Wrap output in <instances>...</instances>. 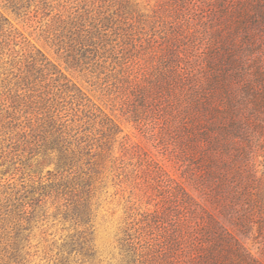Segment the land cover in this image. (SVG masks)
Returning a JSON list of instances; mask_svg holds the SVG:
<instances>
[{
    "label": "rangeland",
    "instance_id": "obj_1",
    "mask_svg": "<svg viewBox=\"0 0 264 264\" xmlns=\"http://www.w3.org/2000/svg\"><path fill=\"white\" fill-rule=\"evenodd\" d=\"M167 1L129 0L132 11L125 14L122 0H0V261L11 259L7 244L17 232L24 237L23 264H165L167 256H156L152 251L160 248L145 241L153 242L150 236L159 237L161 225H167L163 215L153 221L156 212L176 210L173 180L196 204L182 206L181 212L189 208L195 235L174 253L176 263L206 264L207 258L237 264L236 253L209 258L223 228L239 244V254L264 264V28L239 29L231 36V16L217 21L220 39L231 38L241 63L229 82L234 110L194 120L175 98L169 105L161 97L139 96L140 85L163 66L161 36L173 29L162 17ZM170 14V20L176 16ZM86 35L92 43H79ZM205 35L203 51L218 42ZM41 56L95 107L86 112L67 97L57 99L71 134L92 144L89 154L65 171L49 148L50 131L39 140L32 129L36 112L30 102L37 89L51 92H43L45 100L60 93L29 64ZM225 101L218 103L224 111ZM103 114L114 119L119 132L106 135ZM80 168L72 194L61 193L62 186L56 190ZM40 186L45 193L39 196ZM74 193L86 205L85 221L62 206ZM31 198L40 201L32 213L20 214L28 221L18 222L15 213L22 212L14 205ZM141 234L146 239L140 246ZM125 240L135 248L128 250ZM150 254L155 256L149 259Z\"/></svg>",
    "mask_w": 264,
    "mask_h": 264
},
{
    "label": "trees",
    "instance_id": "obj_2",
    "mask_svg": "<svg viewBox=\"0 0 264 264\" xmlns=\"http://www.w3.org/2000/svg\"><path fill=\"white\" fill-rule=\"evenodd\" d=\"M122 2L124 4L121 5L122 13L130 14L132 7L129 0H122ZM167 2V6L163 9V13L165 10L166 12L162 17L170 23L169 26L170 28L173 27V29L169 32H164L161 36L164 40L163 49L165 50L162 53L163 66L158 70L157 74L150 75L151 78L148 82L140 85L139 96L144 99L161 97L163 100L168 101L169 105L173 102L171 99L175 98L176 103H179L182 107L181 111L185 112L194 120L200 114L218 117L224 115L225 112L228 114L231 113L234 110V100L229 92V82L232 78L239 75L241 63L235 55L236 53L233 47L236 46L233 42H229L231 38L220 39V25L217 24V21L226 16H231L233 19L231 36H233V33L238 32L239 29L244 30L245 33H249L252 29L264 28V0H169ZM170 11L176 13V16L172 18L173 20H170ZM159 16L157 14L153 22L158 20L157 18ZM208 18L209 20H207ZM194 21L196 25L191 27V23ZM205 34L209 35L206 38H210L211 41L215 39L218 42L216 44L212 41V44L203 51L201 47L203 42L204 44L206 42V40L204 41ZM191 35H194V37H190ZM178 42H182L185 48H183L184 50L178 45ZM79 43H83L84 45L91 44V36H84ZM33 49L35 48L32 47ZM187 49H189V52ZM37 52L39 54V51ZM29 64L35 66L43 74L44 79L47 78L52 82L50 85L52 88L57 87L60 90V93H53L52 96H48L45 100L42 96L43 92H47V94L51 92L41 91L40 88L37 89L39 94L35 95V99L30 102L33 104L34 111L36 112L32 129L40 137L39 140H44L46 133L50 131L49 134L52 136V141L50 142L49 148L57 152V167L62 168L63 171L71 169L72 166L77 165L82 161L84 156L89 154L92 149V144L88 140L78 137L76 133L71 134V129L68 128L66 122L67 119L64 118L66 115L61 112L63 108L57 107L60 103L57 99L64 98L65 101L67 97L70 99V102L83 105L86 112H90L95 107L93 103L91 104L89 98L81 92L80 88L72 83L53 63L47 61L45 57H33ZM152 68L154 70L156 67L153 66ZM48 89L50 90L51 88ZM223 99L226 100L227 109L225 111L221 110L218 104ZM102 120H105V124L107 125L106 135L120 131L118 124L111 117L103 114ZM157 170L161 174L162 169L159 167ZM73 173L72 178L57 183L56 190H58L59 186H62L61 193L68 191L72 194L70 190L74 188L72 185L73 180L74 178H80L83 171L80 168L78 172L73 171ZM168 180L171 181V179ZM172 182H174L173 188L175 190L173 192L174 201L178 202L176 204V210L164 211L161 212L162 214L156 212L153 221H160L161 217L166 216L165 223L167 225H161L163 233L158 234L159 237L150 236L153 242L145 241L147 246H153L155 244L160 248L152 251L154 253L158 252L156 256H162L163 254L167 256L165 264H178L176 263L174 253L179 254L185 250L186 244L195 235L192 215L190 216L188 213L189 208H185V211L182 212L181 210L184 204H189L190 206H196V204L183 186L173 180ZM44 188L42 186L37 187L38 190H42L39 192V196L45 193ZM74 197L76 198L72 201L71 198H65L66 201L63 202L62 206L68 211L71 209L76 210V216L81 221H85L87 209L85 207L86 205L83 204V198L75 193ZM39 201V198H31L30 201L15 204L13 209H18L22 212L15 213L18 216L17 221H28L30 218L28 215L22 217L20 214L32 213L33 205ZM28 206L32 207L31 211L27 209ZM18 237L19 235L16 232L12 243L7 244L12 249L9 256L11 259L7 261H2L1 259L0 264H23L20 259V251L22 248L19 243L24 237ZM231 237L230 234L225 232V229L223 233L222 228V234H218V237L215 239L216 244L209 249V258L216 261L219 258L218 256L222 255L229 259L231 258V254L236 253L235 255L239 257L238 259L240 261L237 264H253V262H256L253 258L247 257V255L239 254L241 253L239 251V244ZM142 239L145 240L146 238L144 236L142 238L141 234L136 244L141 246L139 241ZM85 240L87 241V239ZM131 243L132 241L125 240L124 245L127 246L128 250L135 248H132ZM88 246L87 244L85 255L90 256L91 254L88 253V250L91 248ZM220 246L223 249L220 250ZM138 255L142 257L140 253ZM154 256L150 254L149 259H152ZM204 260L206 264L215 263L210 262L207 258Z\"/></svg>",
    "mask_w": 264,
    "mask_h": 264
}]
</instances>
